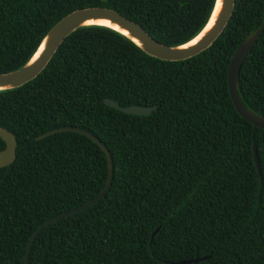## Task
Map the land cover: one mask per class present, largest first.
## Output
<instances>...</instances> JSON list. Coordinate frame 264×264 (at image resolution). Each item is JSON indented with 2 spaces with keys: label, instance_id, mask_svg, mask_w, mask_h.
<instances>
[{
  "label": "trees",
  "instance_id": "1",
  "mask_svg": "<svg viewBox=\"0 0 264 264\" xmlns=\"http://www.w3.org/2000/svg\"><path fill=\"white\" fill-rule=\"evenodd\" d=\"M215 0H0V73L25 64L73 10L103 6L176 46L207 22ZM264 20V0H234L214 42L184 60L148 55L120 32L84 25L42 71L0 90V126L17 140L0 167V264H264V129L240 115L228 89L238 45ZM238 93L264 115V28L244 58ZM153 106L134 115L106 105ZM253 144L258 156L254 162ZM5 142L0 138V150ZM157 232L151 238L156 227ZM209 255L192 263L180 260Z\"/></svg>",
  "mask_w": 264,
  "mask_h": 264
},
{
  "label": "water",
  "instance_id": "2",
  "mask_svg": "<svg viewBox=\"0 0 264 264\" xmlns=\"http://www.w3.org/2000/svg\"><path fill=\"white\" fill-rule=\"evenodd\" d=\"M216 1L217 0L214 1L213 8L204 27L206 26V24L208 23V21L210 20L213 14ZM233 8H234V0H222L221 8L217 16L215 17L213 25L208 29V31H206V33H204V35L200 39H198L195 43L188 46H183V45L191 41L194 37H196L204 27L189 41L180 45L169 46L157 41L139 23L125 17L122 13H120L115 9L103 7V6H93V7H84L73 10L72 12L63 16L48 30V32L37 46L32 56L25 64H23L22 66H20L15 70L0 73V90L19 87L27 83L28 81L32 80L33 78H35L47 65V63L49 62V60L51 59V57L53 56V54L55 53V51L57 50L58 46L63 41V39L67 35H69L72 31H74L75 29L81 26L101 25V26L109 27L128 37L148 55L163 60L177 61V60H184L190 58L200 53L201 51L205 50L206 48H208L214 42V40L219 36V34L224 30L231 16ZM89 19H107L110 22L117 24L119 27L126 29L129 34L123 33L121 30L108 25L97 24V23H85ZM263 28H264V20L253 32H251L248 36H246V38H244V40L238 45V47L233 52L228 68V89L232 101L234 103V106L237 109V111L240 113V115L249 122L253 123L254 126L264 129V115H261L256 111L246 107V105L243 103L238 93V74H239L240 66L244 58L252 48L253 44L261 34ZM132 37L137 38L140 43L136 42ZM44 40H45V45L41 53L36 57V59L31 61L33 55L36 53V51L38 50V48L40 47V45L43 43ZM103 102L106 105L114 107L122 112L134 114V115H148L154 109L153 106H139V105L121 106L115 100L110 98H104ZM60 131H75L88 136L92 141H94L103 150V152L106 155L107 163H108L107 178L101 191L97 195H95L92 199L80 205L79 207L63 212L57 216H54L46 220L37 227V229L32 233L26 245V250L24 255L25 264H28L29 248L33 240L44 227H46L47 225H49L50 223H52L53 221L59 218L77 213L93 205L94 203L98 202L105 195L111 183L112 161H111L110 153L108 149L104 146V144H102L100 140L90 132L75 126L59 127L50 130L46 133H43L40 137H45L47 135ZM0 138L5 142V147L0 150V167H4L11 164L15 160L17 140H16V136L3 126H0ZM253 155H254L255 165L260 175V170L258 168V156L254 144H253ZM158 228L159 226L154 229V231L151 234V238L155 235ZM207 258H209V255L202 257H195L191 259H184L178 261L177 263H192Z\"/></svg>",
  "mask_w": 264,
  "mask_h": 264
},
{
  "label": "bare ground",
  "instance_id": "3",
  "mask_svg": "<svg viewBox=\"0 0 264 264\" xmlns=\"http://www.w3.org/2000/svg\"><path fill=\"white\" fill-rule=\"evenodd\" d=\"M221 4H222V0H217L216 1V5L213 11V14L210 18V20L208 21V23L206 24V26L202 29V31L196 36L194 37L191 41L187 42L186 44H184L183 46H188L191 45L193 43H195L198 39H200L204 33H206V31H208V29L213 25L215 17L217 16L220 8H221ZM85 23H97V24H104V25H108L114 28H117L119 30H121L123 33L129 34L128 31L126 29H123L121 27H119L117 24L110 22L107 19H89L87 20ZM136 42H139V40L135 37H132ZM140 43V42H139ZM45 45V40L43 41V43L40 45V47L38 48V50L36 51V53L33 55L31 61H33L34 59H36V57L41 53L42 49L44 48Z\"/></svg>",
  "mask_w": 264,
  "mask_h": 264
}]
</instances>
